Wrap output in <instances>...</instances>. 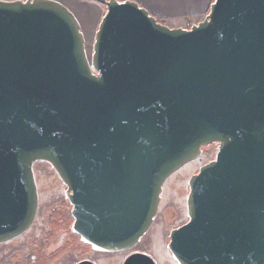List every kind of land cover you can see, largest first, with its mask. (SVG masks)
<instances>
[{"label":"water","instance_id":"obj_1","mask_svg":"<svg viewBox=\"0 0 264 264\" xmlns=\"http://www.w3.org/2000/svg\"><path fill=\"white\" fill-rule=\"evenodd\" d=\"M92 1L105 12L89 58L60 2L0 0V243L32 225L45 161L79 240L131 249L166 179L216 143L167 249L177 264H264V0H213L189 28ZM122 264L156 263L136 251Z\"/></svg>","mask_w":264,"mask_h":264},{"label":"rangeland","instance_id":"obj_2","mask_svg":"<svg viewBox=\"0 0 264 264\" xmlns=\"http://www.w3.org/2000/svg\"><path fill=\"white\" fill-rule=\"evenodd\" d=\"M93 41L85 42L89 58ZM213 149V145L206 147L197 159L166 179L158 212L148 231L136 246L117 252L96 251L75 235L68 234L72 218L71 207L64 197V185L48 162H34L32 168L38 191L36 216L23 234L0 244V264H75L82 259L96 264H122L136 251L145 252L156 264H177L167 249L169 233L187 221L188 181L201 165L214 157Z\"/></svg>","mask_w":264,"mask_h":264},{"label":"crops","instance_id":"obj_3","mask_svg":"<svg viewBox=\"0 0 264 264\" xmlns=\"http://www.w3.org/2000/svg\"><path fill=\"white\" fill-rule=\"evenodd\" d=\"M77 19L85 42L94 40L105 7L92 0H56ZM123 1V0H119ZM169 27L189 28L207 14L213 0H133Z\"/></svg>","mask_w":264,"mask_h":264},{"label":"flooded vegetation","instance_id":"obj_4","mask_svg":"<svg viewBox=\"0 0 264 264\" xmlns=\"http://www.w3.org/2000/svg\"><path fill=\"white\" fill-rule=\"evenodd\" d=\"M214 146V149H213V154L212 155H214V153H215V149H216V147H217V144L216 143H212V144H209V145H207V146H202L201 147V149L203 150V149H205L206 147H209V146ZM203 152V151H202ZM202 154V153H201ZM198 171V170H197ZM64 188H65V186H64ZM66 189V188H65ZM65 189H64V192H65ZM38 192V191H37ZM64 197H65V195H64ZM69 204V203H68ZM70 214V213H69ZM70 217H71V215H70ZM72 218V217H71ZM73 221V220H72ZM72 221H71V223H72ZM68 234L69 235H75L72 231H71V226L70 225H68ZM76 237H78L77 235H75ZM17 238V237H16ZM15 239V238H14ZM11 240H13V239H11ZM9 241V240H8ZM6 242V241H5ZM3 243V242H2ZM1 244V243H0Z\"/></svg>","mask_w":264,"mask_h":264},{"label":"trees","instance_id":"obj_5","mask_svg":"<svg viewBox=\"0 0 264 264\" xmlns=\"http://www.w3.org/2000/svg\"><path fill=\"white\" fill-rule=\"evenodd\" d=\"M159 21V20H158ZM159 22H161V21H159ZM162 23V22H161Z\"/></svg>","mask_w":264,"mask_h":264}]
</instances>
